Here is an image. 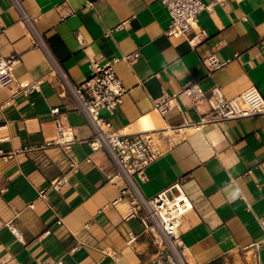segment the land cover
I'll return each instance as SVG.
<instances>
[{
  "label": "crops",
  "instance_id": "obj_1",
  "mask_svg": "<svg viewBox=\"0 0 264 264\" xmlns=\"http://www.w3.org/2000/svg\"><path fill=\"white\" fill-rule=\"evenodd\" d=\"M203 1L215 3L213 10L184 37L166 34L171 18L161 0H0V57L20 58L16 82L0 88V264H158L150 234L129 217V196L114 203L123 181L112 180L111 154L91 149L93 128L63 88V77L84 82L94 62L115 58L127 92L113 115L102 113L115 130H155L162 153L147 166L146 181L136 178L144 196L183 179L193 204L177 220L185 260L264 264V114L198 127L205 101L179 94L165 114L155 107L190 82L205 91L218 85L226 97L256 87L264 97V0ZM22 14L47 50L35 46ZM135 52L134 62L123 59ZM211 54L225 65L209 71L203 60ZM36 81L39 90L18 88ZM55 106L72 130L71 147L6 160L4 153L56 137ZM165 127L169 134L158 132ZM61 176L67 182L53 189Z\"/></svg>",
  "mask_w": 264,
  "mask_h": 264
},
{
  "label": "built area",
  "instance_id": "obj_2",
  "mask_svg": "<svg viewBox=\"0 0 264 264\" xmlns=\"http://www.w3.org/2000/svg\"><path fill=\"white\" fill-rule=\"evenodd\" d=\"M167 9L171 22L166 34L189 37L199 26V15L204 11H212L215 3L203 0H161ZM22 21L31 31L35 46L47 50V43L36 31H33L30 18L22 14ZM205 31H200V36L207 37ZM198 36L192 38L195 40ZM139 53L123 56L125 60L134 62ZM115 60L101 64L94 62V74L84 82L75 83L63 77V88L71 92L78 104V109L86 114L88 122L93 128L94 136L89 140V145L94 151L99 149L108 150L111 154L118 171L112 178L114 182L123 181L121 195L114 201L118 203L121 197L129 196V217H136L144 226V232L150 234L152 242L157 248L156 259L158 264H189L184 258L183 241L177 220L193 208L184 187L183 179H178L167 189L156 193L152 197H146L137 186L136 178L146 181L147 166L157 159L162 151L156 143L154 131H123L115 130L105 110L111 115L123 102L127 88L121 78L116 74ZM20 61L16 55L0 57V88L16 82L15 67ZM209 71H214L225 65L215 54H211L204 60ZM21 92L29 93L40 89V82L36 81L28 85H18ZM179 94L186 96L194 104L205 101L208 112L197 123L202 126L209 123H222L233 119H243L253 115L264 114V97L256 87L246 89V92L234 97H226L225 92L218 85L209 91L202 89L197 83L190 82L184 85L172 96H163L156 101L155 107L162 114ZM13 101V100H12ZM54 122L57 127V135L40 145H25L12 152L4 153L6 160L13 158L19 153H31L44 150L49 146L70 148L74 142L72 130L66 126L61 118V109L55 106L51 109ZM172 128L158 131L169 134ZM72 166L74 164L72 163ZM67 182L66 176H61L52 182L51 187L60 190ZM42 197H46V190L40 191ZM12 233L20 238L22 233L12 222L5 223ZM47 230L45 233H49ZM136 236L130 235L128 242L133 243ZM40 264H63L62 259Z\"/></svg>",
  "mask_w": 264,
  "mask_h": 264
},
{
  "label": "clouds",
  "instance_id": "obj_3",
  "mask_svg": "<svg viewBox=\"0 0 264 264\" xmlns=\"http://www.w3.org/2000/svg\"><path fill=\"white\" fill-rule=\"evenodd\" d=\"M237 195V193H233V199H235V196Z\"/></svg>",
  "mask_w": 264,
  "mask_h": 264
}]
</instances>
